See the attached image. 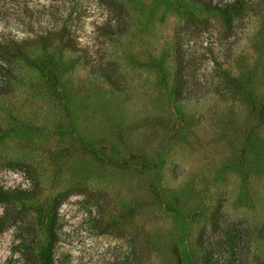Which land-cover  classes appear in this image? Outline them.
<instances>
[{
  "label": "rangeland",
  "instance_id": "1",
  "mask_svg": "<svg viewBox=\"0 0 264 264\" xmlns=\"http://www.w3.org/2000/svg\"><path fill=\"white\" fill-rule=\"evenodd\" d=\"M0 5V264H264V0Z\"/></svg>",
  "mask_w": 264,
  "mask_h": 264
},
{
  "label": "trees",
  "instance_id": "2",
  "mask_svg": "<svg viewBox=\"0 0 264 264\" xmlns=\"http://www.w3.org/2000/svg\"><path fill=\"white\" fill-rule=\"evenodd\" d=\"M204 3H207V2L205 1ZM4 8L6 9L5 4H4ZM4 8L0 5V9H4ZM62 31H64V30L60 29V31H58V33L59 32L63 33ZM58 33L52 32V30H51V31H48L44 34H58ZM39 40H41V38L36 39V42H38ZM14 47H16V46H14ZM14 47H11L12 49L11 48L9 49L8 46L0 45V59H7V58H11L13 56H21V57L26 56V54L24 52H22V50L20 48H14ZM37 65L40 69L43 67V64H41V63L37 64ZM45 76L49 81H53L55 79V75L53 73L49 74L46 72ZM180 87L181 86L177 87L175 90V92H176L175 94L177 97L180 95V90H181ZM41 261H42V264H53L49 251L44 252V255H43Z\"/></svg>",
  "mask_w": 264,
  "mask_h": 264
}]
</instances>
